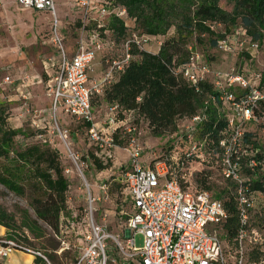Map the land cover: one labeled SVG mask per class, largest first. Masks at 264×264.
<instances>
[{
    "label": "built area",
    "instance_id": "2783aa9c",
    "mask_svg": "<svg viewBox=\"0 0 264 264\" xmlns=\"http://www.w3.org/2000/svg\"><path fill=\"white\" fill-rule=\"evenodd\" d=\"M17 4L22 9L52 15L50 42L55 56L45 60V73L49 75L50 114L56 117L61 111L65 116L81 121L87 128L89 141L110 159L119 123L114 118L117 107L109 106L104 121L99 123L92 101L100 98L104 89L135 58L133 49L147 51L145 46L158 36L141 34L133 26L129 28L128 23L134 21L114 0H76L74 5L80 10L81 26L76 49L70 53L58 29L53 0H17ZM114 17L123 20L124 36H115L106 28ZM210 28L216 31L221 25L210 24ZM157 44L160 48L162 43L158 41ZM245 44L251 50H257L259 46L248 37L245 28L237 24L230 35L218 41L217 48L232 53L235 49L243 50ZM188 50L187 63L173 67L172 73L181 75L196 89L201 82L212 85L217 96H210L209 101L216 106L218 116L225 119V127L215 141L209 142L206 138L195 141L198 126L206 120L205 110L192 119L180 120L184 121V126L181 129L177 125L183 131L177 130L178 140L185 141L189 149L178 167L183 171L189 163L207 157L204 149L208 150L207 155L219 161L220 175L233 184L238 202L240 228L232 246L225 245L217 235L208 231L210 225L219 224L226 217L222 203L215 200L209 190L184 188L180 179L188 177L187 174L178 176L165 161L153 160L144 165L140 161V148L132 140L125 149L129 165L121 178L131 208L124 233L111 234L97 225L93 219V203L98 199L89 198L82 219L87 227L85 246L74 264H264V254L254 260L249 257L254 249L262 251L260 237L250 223L255 197L262 193L252 190L250 184L259 179L264 185V158L255 159L254 152H246L244 144L246 134L252 135L248 125L264 127V84H261L260 75H251L248 79L233 69L227 72L214 69L198 52L191 47ZM102 53L104 65L96 76L95 61ZM24 79L27 80V76ZM3 83H11L10 78H4ZM22 98L28 99L26 96ZM36 139L47 142L41 133ZM243 158H246L245 163L241 162ZM100 189L104 191L105 186ZM137 237L142 239L140 247L136 245ZM108 239L112 242L111 249L106 244ZM14 251L49 263L44 254L21 240L0 236V260L8 258Z\"/></svg>",
    "mask_w": 264,
    "mask_h": 264
},
{
    "label": "rangeland",
    "instance_id": "374dc122",
    "mask_svg": "<svg viewBox=\"0 0 264 264\" xmlns=\"http://www.w3.org/2000/svg\"><path fill=\"white\" fill-rule=\"evenodd\" d=\"M5 2L4 10L0 1V106L5 109L9 127L22 131L15 138L16 145L24 147L40 143L58 150L64 176L68 182L66 210L60 219L61 226L57 234L52 233L42 223L39 224L45 230V234L38 239L33 238L24 228L15 229L30 236V247L44 254L49 264H74L79 257L85 246L84 237L87 234V227L82 219L91 197L98 199L93 203L94 222L108 233L118 235L124 233L130 205L121 178L123 170L129 165V155L125 149L132 140L140 148V161L144 165L164 156L163 158L169 159L170 167L178 176L187 174L188 177L180 179L184 188L192 191L195 188L203 189L199 184L204 179L213 196L226 188L227 182L220 175L219 161L216 158L204 157L189 163L185 167L187 169L180 171L179 168L177 169L178 159L189 149V146L178 144L180 142L178 132L154 137L147 123L130 112L123 113L122 118L118 112L114 113V118L119 122L116 130L117 138L116 140L113 138L115 147L110 149L112 157L104 162H110L111 166L103 171L96 170L89 157V154L94 153L96 149L88 139L86 126L81 121L65 116L61 111H58L56 117L49 112L51 107V98L47 96L49 75L43 73L42 65L47 57L55 56V49L50 42L52 15L33 9H21L17 0H5ZM54 6L59 32L68 50L74 53L80 32L78 25L80 10L71 0L67 4L56 0ZM219 6L230 12L233 0H219ZM128 27L131 28L132 23L129 22ZM233 28H230L225 36L230 35ZM218 31L224 32V26ZM172 36L174 29L151 41L145 46V50L158 51L157 42L163 43ZM232 42L235 43L234 40ZM258 45L257 50H251L245 44L243 50L235 49L232 53H225L217 47L208 48L207 43L205 46L199 44L192 38L185 48L189 46L193 51L198 52L214 69L223 72L233 69L248 79L251 75H260L261 84H264V39ZM231 47L236 48L235 45ZM104 60V54H99L95 61L96 76H99ZM26 76L31 81L34 77H38L42 83H36L35 78V82L28 85L31 97L24 100L21 96L23 89L21 85L23 80H26L24 79ZM6 77L10 78L11 83H3ZM92 106L96 120L101 123L109 112V105L100 98H94ZM177 123L182 129L184 121ZM101 127L105 126L101 125ZM247 128L252 131V140L264 149V127L250 124ZM178 131L182 130L178 129ZM40 133L45 135L46 143L36 139ZM196 139L195 141H198L199 137ZM102 185L105 186L104 191L100 189ZM0 205L15 216L17 226L20 225L23 210L28 211L34 218L27 194L24 197L17 196L2 185H0ZM253 210L250 214L251 228L257 231L260 237L262 251L254 249L249 257L264 254V224L260 220V214L264 210L263 195L255 197ZM106 244L111 249V240L108 239ZM136 245L142 246L141 237L136 238ZM50 255L55 256L56 263L49 258Z\"/></svg>",
    "mask_w": 264,
    "mask_h": 264
},
{
    "label": "trees",
    "instance_id": "16d2710c",
    "mask_svg": "<svg viewBox=\"0 0 264 264\" xmlns=\"http://www.w3.org/2000/svg\"><path fill=\"white\" fill-rule=\"evenodd\" d=\"M114 1L125 8L129 18L134 21L133 28L139 33L156 37L164 36L174 29V36L164 40L157 53L133 49L135 58L104 89L100 99L109 106H116L120 118L123 113L130 112L144 120L154 137L177 132L178 121L192 119L205 110L206 120L198 126L196 138L215 141L225 127V119L218 116L216 106L209 101L210 96H217L212 85L201 82L196 89L181 75H174L172 69L187 63L190 51L189 46L185 47L190 39L194 38L204 46L207 43L208 48L215 49L218 41L237 24L245 28L252 41L260 43L264 39V0H233L230 12L219 6V0ZM210 24H220L225 31L221 33L219 28L212 30ZM78 25L81 26L80 18ZM106 28L119 37L126 32L123 20L115 17L110 19ZM7 119L5 109L0 106V185L17 196L24 197L27 194L34 218L23 210L20 225L17 226L15 216L0 205V226L7 230L6 238H16L30 246V236L15 229L24 228L38 239L45 234L39 224L42 223L57 234L61 226L60 219L66 210L68 182L59 151L40 143L17 146L15 138L22 131L9 127ZM251 137V134L245 136L246 152H254L255 159L264 158V149ZM114 138L116 140L117 134ZM178 144L188 146L182 140ZM95 149L94 153L89 154L92 164L98 171L108 169L110 162H104L109 159L98 148ZM207 153L208 150L204 149L208 158ZM163 157L157 161H165L170 166L169 159ZM241 162L245 163L246 158L241 159ZM244 172L248 173V170L244 168ZM225 181L226 188L219 191L214 199L222 203L226 217L219 224L210 225L208 231L217 235L225 245L232 246L240 228L238 202L233 184ZM199 185L205 190L210 189L205 179ZM250 185L252 190L260 191L264 197L261 180H252ZM260 220L264 224V210ZM259 257L258 254L250 258L254 260ZM49 258L57 262L55 256L50 255ZM34 263L46 264L36 257Z\"/></svg>",
    "mask_w": 264,
    "mask_h": 264
},
{
    "label": "crops",
    "instance_id": "0c3cea01",
    "mask_svg": "<svg viewBox=\"0 0 264 264\" xmlns=\"http://www.w3.org/2000/svg\"><path fill=\"white\" fill-rule=\"evenodd\" d=\"M0 1H1L2 7L5 10V6H6L5 0H0ZM54 1H56V0H53V2ZM60 1L65 2L66 4L70 2V0H60ZM71 1H73V5L76 2V0H71ZM68 51L70 53H72L70 50H68ZM151 53H157V51L151 52ZM42 69H43V73H44L45 72V61L43 62ZM46 71H48V70H46ZM48 73H49V71H48ZM35 78L37 79L36 83H42L41 79H39L38 77H34L32 81L29 79V77H28L27 81L23 80V84L21 85V87H23L21 96H26L27 98L31 97V93L28 92V87H29L28 85L33 84L35 82V80H34ZM6 234H7V230L4 227L0 226V236H5ZM34 259H35V257L30 255V254L22 253L19 251H14L9 255L8 258L2 260V264H35ZM46 264H49V263H46Z\"/></svg>",
    "mask_w": 264,
    "mask_h": 264
}]
</instances>
